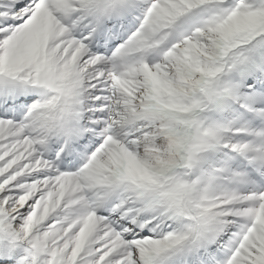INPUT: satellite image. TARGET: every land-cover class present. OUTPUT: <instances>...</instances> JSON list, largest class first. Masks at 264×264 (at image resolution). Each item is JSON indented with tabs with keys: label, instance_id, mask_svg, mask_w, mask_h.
<instances>
[{
	"label": "snow or ice",
	"instance_id": "6c2138e0",
	"mask_svg": "<svg viewBox=\"0 0 264 264\" xmlns=\"http://www.w3.org/2000/svg\"><path fill=\"white\" fill-rule=\"evenodd\" d=\"M0 264H264V0H0Z\"/></svg>",
	"mask_w": 264,
	"mask_h": 264
}]
</instances>
